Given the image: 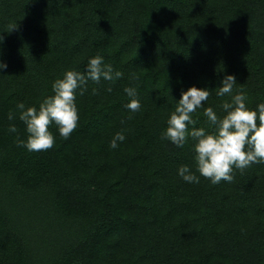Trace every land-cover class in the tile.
<instances>
[{"label": "trees", "instance_id": "16d2710c", "mask_svg": "<svg viewBox=\"0 0 264 264\" xmlns=\"http://www.w3.org/2000/svg\"><path fill=\"white\" fill-rule=\"evenodd\" d=\"M0 37V264H264V163L234 168L230 183H187L177 170L195 172L191 142L162 138L191 86L233 75V94L264 102V0H0ZM96 55L121 77L77 94L67 139L53 124L52 148L18 147L16 105L38 108ZM229 98L213 92L205 107L222 115ZM193 119L210 130L203 109Z\"/></svg>", "mask_w": 264, "mask_h": 264}, {"label": "clouds", "instance_id": "9594fccd", "mask_svg": "<svg viewBox=\"0 0 264 264\" xmlns=\"http://www.w3.org/2000/svg\"><path fill=\"white\" fill-rule=\"evenodd\" d=\"M2 43L3 38L0 37V44ZM7 67V62L0 59V72ZM121 75L110 64H105L102 56L96 55L88 58L83 71L67 70L62 78L56 79L52 84V94L46 96L38 108L26 107L23 102L18 103L16 110L24 125L26 138L20 139L17 136V146L30 152L52 148L55 136L49 128L53 124L59 135L67 139L79 121L77 94H84L89 81L98 84L102 79L112 81ZM235 85V76L225 75L214 91L206 87L191 86L182 91L176 101L175 110L167 120L162 138L178 148L191 142L195 172L187 164L179 166L177 170V174L185 182L199 183L200 177H204L213 184L221 181L230 183L234 179V168L243 170L253 164L264 163V102L258 103L254 109L250 108L247 95L242 89L233 94ZM107 91L111 92L112 89L108 88ZM213 92L217 97H230L220 105L222 115H218L211 106L205 107V102ZM124 93L129 100L123 107L129 113L138 112L141 103L137 89L126 87ZM198 109H203V115L211 126L210 130L196 127L197 120L193 119V113ZM7 118L12 121L17 117L9 111ZM8 131L17 133L18 130L15 124H10ZM125 139L123 131L117 132L109 141V147L117 149L119 143Z\"/></svg>", "mask_w": 264, "mask_h": 264}]
</instances>
